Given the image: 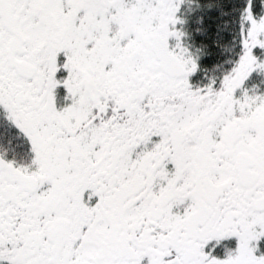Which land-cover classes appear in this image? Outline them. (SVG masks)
Listing matches in <instances>:
<instances>
[{
  "label": "snow or ice",
  "instance_id": "6c2138e0",
  "mask_svg": "<svg viewBox=\"0 0 264 264\" xmlns=\"http://www.w3.org/2000/svg\"><path fill=\"white\" fill-rule=\"evenodd\" d=\"M0 264H264V0H0Z\"/></svg>",
  "mask_w": 264,
  "mask_h": 264
}]
</instances>
